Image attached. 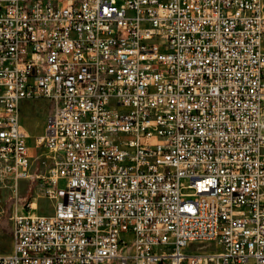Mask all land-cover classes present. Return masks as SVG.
<instances>
[{
	"label": "built area",
	"instance_id": "2783aa9c",
	"mask_svg": "<svg viewBox=\"0 0 264 264\" xmlns=\"http://www.w3.org/2000/svg\"><path fill=\"white\" fill-rule=\"evenodd\" d=\"M0 264H264L263 0H0Z\"/></svg>",
	"mask_w": 264,
	"mask_h": 264
},
{
	"label": "rangeland",
	"instance_id": "374dc122",
	"mask_svg": "<svg viewBox=\"0 0 264 264\" xmlns=\"http://www.w3.org/2000/svg\"><path fill=\"white\" fill-rule=\"evenodd\" d=\"M49 109L50 101L47 99L26 101L23 104L22 121L31 134L33 146V177L21 181L18 190L10 182L0 181V254L9 253L13 249L12 217L16 210L21 212L29 209L28 204L31 202H34L37 212L48 211L50 208L36 175L46 174L52 168L51 153L35 145V138L45 132Z\"/></svg>",
	"mask_w": 264,
	"mask_h": 264
}]
</instances>
